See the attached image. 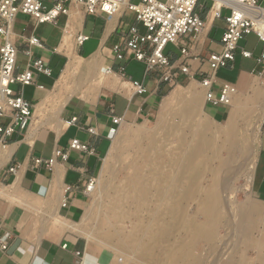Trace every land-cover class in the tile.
Returning a JSON list of instances; mask_svg holds the SVG:
<instances>
[{
    "label": "crops",
    "instance_id": "obj_1",
    "mask_svg": "<svg viewBox=\"0 0 264 264\" xmlns=\"http://www.w3.org/2000/svg\"><path fill=\"white\" fill-rule=\"evenodd\" d=\"M258 4L264 10V0H258ZM209 7L210 2L206 6L199 1L196 12L207 21V26L190 43L187 58L173 45L165 48V56L175 67L182 63L190 73L209 74L203 60L211 52L222 51L220 38L225 29L222 18L209 21ZM226 15L228 11H222V17ZM131 25L144 32L129 13L122 12L110 20L87 16L74 1L69 16H60L56 26L38 25L21 14L12 22L9 41L18 51V71L27 67L25 40L35 36L42 48L29 47L30 59H42L50 74L34 72L33 85L13 86L32 105L33 117L26 131L12 134L7 138L8 145L0 147V242L6 243V250L0 249V264H117L111 254L82 234L83 218L91 206L94 190L87 191L86 187L90 182L96 183L108 156L114 137L110 129L117 128L112 119H121L118 129L152 120L170 87L162 80L161 72L145 73L142 63L113 59V46L120 42L121 32ZM66 27L70 29L68 33ZM78 35L88 40L77 45ZM243 51L251 57L244 58ZM263 54L264 44L256 36L245 37L237 45L233 64L219 70L216 81L236 88L251 87L244 82L260 72L264 64L257 60ZM70 62L76 70L66 74ZM79 63H83L81 68ZM121 67L125 69L123 74L119 73ZM107 68L112 70L108 74ZM76 75L86 76L87 82H77ZM195 78L199 80L198 76ZM131 81L142 84L145 91L137 95ZM184 81L192 80L181 75L177 83ZM203 108L213 113L205 103ZM7 123L8 118H0L2 126ZM72 140L85 145L86 151L72 150ZM55 152L66 155L65 160L55 157ZM36 159L42 161L40 165L34 164ZM51 159L53 165L47 168L46 161ZM251 180L249 196L259 210L257 230L253 232L257 237L253 241L258 242L261 233L264 235V118ZM250 248L256 252L250 264H264V247Z\"/></svg>",
    "mask_w": 264,
    "mask_h": 264
},
{
    "label": "bare ground",
    "instance_id": "obj_2",
    "mask_svg": "<svg viewBox=\"0 0 264 264\" xmlns=\"http://www.w3.org/2000/svg\"><path fill=\"white\" fill-rule=\"evenodd\" d=\"M74 70L76 66L70 62L65 73L69 74ZM91 79L93 78L89 80ZM259 88H252L255 97L262 94ZM183 93L176 89L162 102L159 121L150 137L156 144L154 147L157 155L151 159H143L134 167L132 176L107 204L104 218L99 223L101 231L98 233V240L113 254L117 264H159L166 256H171L174 262L178 263H199L201 259L195 255L198 246L218 240L217 231L223 225L231 229L232 235L243 237L242 245L264 247V235L260 236L261 240L258 242L249 237L259 213L254 205L235 206L230 203L233 209L231 215L221 211L225 204L223 194L226 193L228 178L233 176L231 174L241 165L236 160L237 129L243 124L254 102L247 98L238 99L242 95H236L226 122L220 129L199 120L190 123L188 130L193 138L210 134L204 144L207 155L201 151L200 145L190 146L188 142L185 144L184 137L178 140L175 150L164 152L162 144L159 143L163 141L164 136L162 139L159 137L168 126L165 119L171 104ZM186 97L188 114L194 116L198 109L203 113L196 93L191 92ZM221 150L228 153L227 159L219 158ZM211 161L214 162L212 166ZM106 167L104 161L101 172H104ZM207 169H210L211 183L204 186L202 182L206 179L204 171ZM250 179L251 177L246 180L249 182L248 190L245 189L247 191L252 181ZM187 189H190V194L186 196ZM178 193L180 195H177ZM193 199L197 203L195 216L188 214L186 209L188 201ZM119 210L122 213L118 214ZM199 219L200 221H196ZM125 222H130V231H126V227H119V224ZM180 235H183V238L179 239ZM94 236L96 237V234Z\"/></svg>",
    "mask_w": 264,
    "mask_h": 264
},
{
    "label": "built area",
    "instance_id": "obj_3",
    "mask_svg": "<svg viewBox=\"0 0 264 264\" xmlns=\"http://www.w3.org/2000/svg\"><path fill=\"white\" fill-rule=\"evenodd\" d=\"M76 2L87 16H104L110 20L114 16L126 12L134 17L135 24L140 25L141 32L136 25L129 26L122 31L120 42L113 46L112 56L115 61L133 60L145 66V73L161 72L162 80L170 85L177 83L182 75L188 80L197 81L203 90L204 103L212 108L230 107L237 95L235 85L227 82H217L216 73L221 69L230 67L235 60L238 43L249 35L256 36L258 42L264 44V10L259 6L258 0H208L210 7L206 15L209 21L223 19L224 32L220 38L222 51L211 52L203 60L209 74L200 72L190 73L188 66L178 64L175 67L164 54L168 45L180 50L182 57L189 55V45L199 38L205 31L207 21L201 19L196 12L200 0H0V118H8L5 126L0 124V147L5 148L7 138L14 133L27 130L33 117V107L22 97L21 92L13 86H29L35 82L34 72L49 75L50 71L40 58L30 59L29 47L41 49L42 44L35 36L25 40L27 49L24 51L28 57L27 67L18 71L17 49L9 41L11 24L17 15H25L36 21L38 25L49 23L57 25L60 16L68 17L70 5ZM222 11L228 15L222 17ZM69 28H65L68 33ZM88 38L78 35L75 38L77 45H82ZM244 58H250L248 52H241ZM264 64V54L257 60ZM107 68L106 73H110ZM125 72L124 67L119 73ZM137 95L145 90L142 84L131 81ZM117 128L110 129L115 134L120 118H113ZM93 133L92 129L88 130ZM72 150L86 151V146L77 140L70 143ZM55 157L65 160L66 155L55 152ZM41 160H34L40 165ZM54 159L46 161V167H52ZM14 172V169H10ZM95 183L90 182L87 191L94 188ZM65 207V204H62ZM0 249L6 250L5 241L0 242Z\"/></svg>",
    "mask_w": 264,
    "mask_h": 264
},
{
    "label": "rangeland",
    "instance_id": "obj_4",
    "mask_svg": "<svg viewBox=\"0 0 264 264\" xmlns=\"http://www.w3.org/2000/svg\"><path fill=\"white\" fill-rule=\"evenodd\" d=\"M201 2L206 4V6H208L209 4L208 0H201ZM82 64L83 63H79L78 66H80L81 68V66H83ZM75 77L77 82H80V79L81 80L83 79L82 82L87 80V78H85L86 76L78 77V75H76ZM244 84L245 85L250 84L252 87L250 86L237 87V94L240 93L242 95L240 96V98L238 97L237 98L238 99L247 98L249 100H252L254 103L251 111L244 118L243 124H240L237 129L236 136L238 141V150H237L236 160L241 165L238 166L237 168L238 170H235L231 174L233 176H230L229 177L230 179L228 178L229 181V182L227 181L228 185L227 184H226L227 186L225 185L227 194L226 193L223 194L225 200V204L223 207H225L226 209L223 207L221 208L223 214L229 213V215L233 213L232 211L233 209L230 206V203L231 204L234 203L235 206L243 205V204H251L254 205L255 207L257 206V204L253 202L252 198H250L249 196V191H247L249 182L246 180H248L249 177L252 178L254 163L257 156L260 125L264 118V65L262 69H260L259 73L249 76L248 79L244 82ZM73 88L74 86L72 87V90ZM252 88H259L262 91L261 96L255 97ZM176 89H180V91L184 93L177 100L173 101L170 107V112L166 116L165 121L168 126L161 132L162 136L159 137V139H162V137L164 136L163 141L159 142L162 144V149L164 150V152H169L173 149L175 150L178 144V140L181 137H184L185 144L188 142L187 144H189L190 146L194 144L200 145L201 151L207 155L208 154L207 148L205 147L204 144L206 143L208 136L210 134L207 133L204 136L201 135V137L193 138L188 130L190 123L199 120L206 123H210L211 126L220 129L221 127L224 126L227 116L231 110V106L223 109L224 111L210 107L211 109H213L211 110L213 111V113L206 112L205 109L203 108V103H204L203 90L201 89L199 84L195 81H184L170 85L167 93L163 96L162 101L160 102L159 107L157 109V112L152 120L133 124V125H125L120 127L116 131L112 140L110 151L105 160L107 166L106 170L104 172L100 171L98 177L96 178V183L93 190L92 203L87 212V216L83 218V230H82V234L84 237H86L89 241L104 248V251L111 254V256H113V254L109 250H106L105 249L106 246H104L101 243V241L98 240V233L101 231L99 223L104 218L103 215H105L107 204L109 203L110 200L113 199L116 191H118L119 188H122L125 182L127 181V179L132 176L134 167L136 165H139L143 159H151L157 155L158 152H156L154 147V145L156 144L152 142L150 137L153 134V131L159 121V116H160L159 113L162 102L164 101L165 98L169 96V94H171ZM188 92L197 94L199 106H202L203 113H200L199 109L194 112L195 113L194 116L186 112V106L188 101V98L186 96H188L189 94ZM240 126L242 129L240 128ZM218 156L220 159L225 160L228 158V153L225 150H221ZM213 164L214 162L211 161L210 165L212 166ZM209 170L207 169L204 171L206 177V179L203 180L202 182V185L204 186H207L208 184L211 183L210 182L211 176ZM237 171L238 173H236ZM174 180L175 179H173V181ZM188 194H190V189H187L185 191V195L187 196ZM177 195H180V193H178ZM186 209L188 214H191L192 216L196 215L197 203L195 199L188 201V203L186 204ZM120 213L122 212L119 210L118 214ZM170 219L173 220V217H171ZM196 221H200V219ZM257 225H258V217L256 219L255 226H252L251 229L252 234L251 233L249 234L250 239L257 237V233L256 234L253 233L257 230ZM119 227H124V228L126 227L125 228L126 231H130L132 228L130 222L119 224ZM258 229L260 230V228ZM231 233H232L231 229H228L227 225H223L220 228H218L217 231L218 240L210 243H202V245L200 244L198 246L195 255L199 257L201 261L196 264H216V263L243 264L245 262H249V264L253 263L252 258H255L256 256L255 250L251 249L250 246L248 245L244 246L241 244L243 237L239 235L235 236V234L232 235ZM95 234L97 238L94 236ZM261 235L263 234L261 233ZM92 238H94L95 240H93ZM178 238L179 239L183 238V235L178 236ZM232 245L235 247H233ZM252 247L255 246L252 245ZM159 264H185V263L174 262L171 256H166L160 260Z\"/></svg>",
    "mask_w": 264,
    "mask_h": 264
}]
</instances>
